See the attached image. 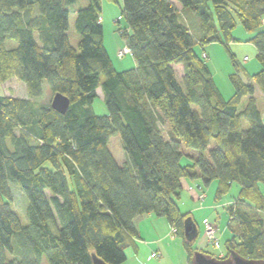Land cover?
Listing matches in <instances>:
<instances>
[{"label": "trees", "instance_id": "trees-1", "mask_svg": "<svg viewBox=\"0 0 264 264\" xmlns=\"http://www.w3.org/2000/svg\"><path fill=\"white\" fill-rule=\"evenodd\" d=\"M77 1L0 0V82L16 77L28 92L0 89V264H43L44 257L93 264V253L125 264L139 237L136 219L149 213L177 228L191 264L199 249L184 230L195 220L178 203L185 177L217 180L216 197L240 184L227 206L226 253L215 256L264 259V117L256 96L259 89L264 97V0H177L198 13L197 34L171 0H123L129 30L119 31L136 62L123 70L104 42L102 0L76 9L80 39L72 44ZM238 21L255 32L261 69L244 79L232 56L234 93L226 99L195 44L228 43ZM44 82L52 98L70 99L65 113L52 99L40 101ZM98 88L107 114L92 107ZM115 135L123 162L109 146ZM185 156L192 162L182 163ZM11 183L28 198V224L13 208Z\"/></svg>", "mask_w": 264, "mask_h": 264}, {"label": "rangeland", "instance_id": "rangeland-1", "mask_svg": "<svg viewBox=\"0 0 264 264\" xmlns=\"http://www.w3.org/2000/svg\"><path fill=\"white\" fill-rule=\"evenodd\" d=\"M171 1L181 9L180 11L183 19L193 25L192 29L194 33H199L200 17L198 13L189 8L182 9L181 3L177 0ZM87 4L88 0H78L70 7L71 13L69 36L74 46H77V43L80 39L74 27L76 17L75 11L79 7L86 6ZM123 6V0H102L101 19L104 26V42L112 58L113 64L118 70L128 69V67L132 68L133 64L131 65V62H134V66L136 64L131 52L126 54L125 56L118 55L119 50L127 46L126 40L121 35L119 28H121L122 30H129L127 20L122 17ZM254 33V31L247 30L242 25V23L238 21L232 32L233 39L228 43H224L225 40L222 39L221 41L215 40L205 43L204 47L198 41L195 44L196 51L201 56L203 55L204 57H206L213 78L226 99L232 96V94L230 95V91L234 90L233 83L230 80V74L235 71V62H233L232 56H234L235 61L238 63L241 76L244 79H247V74L256 73L261 69L260 62L257 59L258 49L256 45L251 41ZM221 36L222 38H224L222 33ZM16 44L17 43L13 40H7L8 47H15ZM246 57L248 59H246ZM175 68L178 76L182 77L184 72L183 64H177L175 65ZM43 87L44 95L40 99V101L49 102L52 99V92L47 82H44ZM0 89L2 93L6 95L15 97H28L26 84L16 77L10 78L5 82H0ZM256 96L258 105L264 113V97L262 96L259 89L256 92ZM247 102L248 96L243 98L240 104V108H243L247 104ZM92 107L95 113L98 115L107 114L109 112L102 93H100L95 99ZM166 130L168 129L166 128ZM109 146L115 153L118 161H123L126 155L122 147L121 138L119 135H115L111 138ZM187 152L191 155L195 153L191 150H187ZM190 162H192V159L190 157H183L182 163L186 164ZM183 180H186L187 184H185L183 181V188L180 191L181 194L180 198L178 199V203L183 212L191 213L196 225L199 226L198 228L200 232L194 243L195 247H202L214 255H219L221 251L225 254V240L232 235V232L227 227L229 221L227 206L232 203L234 199L239 195V191L241 188L240 184L234 182L228 192H226L221 197H216V190L218 185L217 180H213L210 184H206L202 180V178L185 177L183 178ZM11 190L13 196V208L19 214L22 222L24 224H28V198L24 191L18 185L11 183ZM157 218H161L163 222H166L167 220L165 217L158 216ZM207 225H210L214 229L215 235L219 240V245H216L207 235ZM155 231L156 230H154V232ZM221 233H223L222 236L220 235ZM145 235L146 238L151 237L147 232ZM167 242L168 246L171 248L167 255L169 256L170 254V258L172 261H176L178 263L181 260V256H185V258L188 257L183 238L178 234L177 228L170 224L168 225ZM134 252L135 248L133 246H130L126 249L128 259L125 264H153V262H156L161 258V253L158 249L147 252L144 250V248H141L139 254ZM153 252L157 253L156 257L152 256ZM181 252H183L184 255L181 254ZM148 254H151L150 258L151 260H153L152 262L148 261ZM42 263L49 264L46 257L43 258Z\"/></svg>", "mask_w": 264, "mask_h": 264}, {"label": "crops", "instance_id": "crops-1", "mask_svg": "<svg viewBox=\"0 0 264 264\" xmlns=\"http://www.w3.org/2000/svg\"><path fill=\"white\" fill-rule=\"evenodd\" d=\"M127 65H128V63H127ZM127 65H124V66H127ZM131 65L134 66V62H131ZM123 68H126V67H123ZM230 92H231L230 95L231 94L233 95L234 90H232ZM97 93H98V95L100 93H102V95H103L101 88L97 89ZM263 117H264V115H263ZM115 157H116V155H115ZM117 160H118V158H117ZM124 160L125 159H123V161ZM123 161H121V162H123ZM184 183L187 184V181L185 180ZM145 215H147V216H145ZM145 215L140 216L136 219V227H137V230L139 233V237L135 238L134 244L132 245L135 248L134 253L139 254V251L141 250V248L142 249L144 248V250L147 252H151L154 249L155 250L158 249L161 253V258L158 261L153 262V264H189V258L188 257L185 258V256H183V257L181 256V260L177 263L176 261L171 260L170 254H169V256L167 255L168 252L171 250V248L168 246V242H167V240H168V225L170 224V222L168 220H166V222H163V220H161V218H157L158 216H156L153 213H149V214H145ZM198 227L199 226L197 225V228ZM227 227H228V225H227ZM154 230H156V231L154 232ZM146 232L151 237L146 238L145 237ZM199 232L200 231L198 228V234H199ZM220 235L222 236L223 233H221ZM197 249L202 250L204 248L197 247ZM181 254H183V252H181ZM223 254H224V252L221 251L219 256H223ZM150 255L151 254L147 255V259H148V261L152 262L153 260H151ZM127 259H128V255H127ZM174 262H176V263H174ZM139 264H142V263H139Z\"/></svg>", "mask_w": 264, "mask_h": 264}, {"label": "water", "instance_id": "water-1", "mask_svg": "<svg viewBox=\"0 0 264 264\" xmlns=\"http://www.w3.org/2000/svg\"><path fill=\"white\" fill-rule=\"evenodd\" d=\"M51 105L55 110L65 113L70 105V99L66 95L57 92L52 98ZM184 226L187 238L192 239L198 236L197 225L192 220H186ZM92 259L93 264H109L95 253L92 254ZM191 264H264V259L246 258L235 251H231L225 258H219L210 253L196 250L192 256Z\"/></svg>", "mask_w": 264, "mask_h": 264}, {"label": "built area", "instance_id": "built-area-1", "mask_svg": "<svg viewBox=\"0 0 264 264\" xmlns=\"http://www.w3.org/2000/svg\"><path fill=\"white\" fill-rule=\"evenodd\" d=\"M130 52H131L130 48H129L128 46H126L125 48H122V49L119 50L118 55H119V56H125L126 54H128V53H130ZM246 59H248V58L246 57ZM206 232H207V235L210 237V239H211L216 245H219V240H218V238H217L216 235H215V231H214V229H213L210 225H207V230H206ZM152 256H153V257H156V256H157V253H156V252H153V253H152Z\"/></svg>", "mask_w": 264, "mask_h": 264}]
</instances>
